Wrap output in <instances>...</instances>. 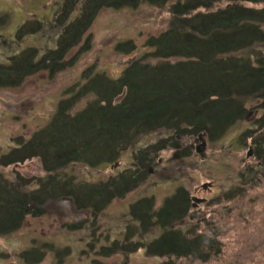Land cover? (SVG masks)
<instances>
[{"label":"trees","instance_id":"16d2710c","mask_svg":"<svg viewBox=\"0 0 264 264\" xmlns=\"http://www.w3.org/2000/svg\"><path fill=\"white\" fill-rule=\"evenodd\" d=\"M260 4L264 0H58L50 19L33 16L12 36L0 32V89H17L40 73L55 79L75 68L92 48L91 28L104 9L150 5L171 15L168 28L149 36L146 51L128 60L117 78L95 64L85 69L45 125L29 138L12 139L0 155V239L20 232L29 218H44L48 203L69 201L76 212L90 214L64 225L70 233L91 228L89 264H105L103 259L114 256L127 264L138 251L152 259L148 264L221 258L223 223L236 213L231 204L264 188V7H255ZM11 17L0 15V31L10 26ZM115 51L127 56L138 50L127 40L116 43ZM253 111L259 115L252 126L237 135L252 161L238 182L207 203L213 211L202 222L181 226L196 218L193 194L182 185L159 205L153 195L134 200L114 230L99 222L114 201L144 186L162 153L188 159L193 151L183 141H198L203 134L220 142ZM154 134L159 135L154 142L140 146L142 138ZM127 151L133 152L132 164L107 179L87 180L73 172L77 166L96 171L118 165ZM34 159L41 163L42 177L3 172ZM262 196L249 199L264 211ZM251 241L250 247L264 248V240ZM50 250L59 262L72 253L69 246L55 250L35 239L15 258L41 264ZM11 259L0 250V261Z\"/></svg>","mask_w":264,"mask_h":264},{"label":"rangeland","instance_id":"374dc122","mask_svg":"<svg viewBox=\"0 0 264 264\" xmlns=\"http://www.w3.org/2000/svg\"><path fill=\"white\" fill-rule=\"evenodd\" d=\"M57 2L58 0H0V15L9 13L12 16L10 26H5L0 32L12 36L18 26L33 16L50 19L56 11ZM255 7H264V4ZM170 18L167 8L158 9L150 5H142L136 10L104 9L91 28L92 48L82 56L75 68L61 73L55 79L40 73L28 79L17 89H0V155L8 152L13 138L19 135L29 138L31 133L47 123L61 100L63 92L81 79L85 69L95 64L98 70L117 78L127 66L128 60L137 58L146 51L143 46L149 36L158 35L168 28ZM127 40H133L138 51L123 56L115 51V46L116 43ZM258 115L253 111L251 117L237 124L220 142L212 143L205 137L206 146L205 149L201 148L200 152L197 148L202 144V140L183 141L182 146L193 151V156L188 159L176 160L174 152L171 151L162 153L156 163L155 171L144 186L128 195L126 199L114 201L109 210L101 215L99 222L110 225L111 230H114V224L124 223L129 205L134 200L145 195H153L159 205L179 185L190 189L195 199H204L201 203L194 201L195 222L186 220L181 226L185 228L188 226L187 223L202 222L203 217L205 218L213 211L207 203L223 189L238 182L241 172L245 171L247 163L252 161L247 158L250 148L239 145L237 135L251 127ZM158 137L157 134L144 137L139 144L143 146L154 142ZM132 154L133 152L127 151L115 166L102 167L96 171L77 166L73 172L87 180L107 179L117 170L129 167L132 164ZM13 171L21 173L26 178L44 175L38 159L16 167L3 168L7 177H13ZM251 193L253 196L240 198L231 204L234 210L236 208V213L233 218L223 223L227 229V231L223 230L222 236L224 255L204 264H264V248L249 246L252 239L264 240V211L260 209V204L256 205L252 201L257 197H263L264 188H257ZM46 211L44 218H29L20 232L9 237H1L0 250L11 253L12 259L2 260L0 264H20L15 254L30 247L35 239L39 243H52L55 250L68 246L72 249V253L69 256H62L64 259L60 262L55 252L50 250L47 259L41 264H89L92 255L90 256L86 243L91 241V228L86 227L82 231L70 233L64 229V225L72 222L79 223L88 219L90 214L76 212L69 201L61 202V204L48 203ZM237 217H240L242 221L235 222ZM259 231L263 233L259 234ZM103 262L119 264L125 262V259L114 256L111 259H103ZM151 262L152 259L147 258L143 251H138L127 258V264ZM182 264L202 263L184 261Z\"/></svg>","mask_w":264,"mask_h":264},{"label":"water","instance_id":"95a60500","mask_svg":"<svg viewBox=\"0 0 264 264\" xmlns=\"http://www.w3.org/2000/svg\"><path fill=\"white\" fill-rule=\"evenodd\" d=\"M198 138H199L200 140H202V144L197 148V149H198V152H200V151H202L201 148H202V149H205L206 141H205V139H204L205 137H204L203 134H200ZM194 201L201 203L202 201H204V199L199 200V199H195V198H194Z\"/></svg>","mask_w":264,"mask_h":264}]
</instances>
